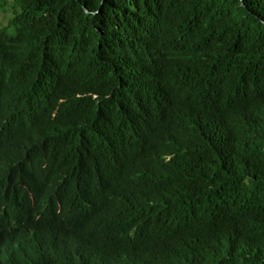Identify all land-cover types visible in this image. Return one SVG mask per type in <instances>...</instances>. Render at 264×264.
I'll return each mask as SVG.
<instances>
[{"label":"trees","instance_id":"16d2710c","mask_svg":"<svg viewBox=\"0 0 264 264\" xmlns=\"http://www.w3.org/2000/svg\"><path fill=\"white\" fill-rule=\"evenodd\" d=\"M0 264H264V0H0Z\"/></svg>","mask_w":264,"mask_h":264}]
</instances>
